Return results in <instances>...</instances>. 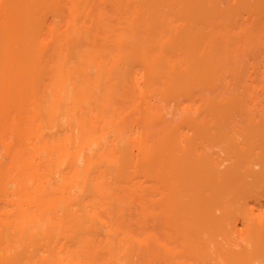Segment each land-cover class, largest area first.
I'll list each match as a JSON object with an SVG mask.
<instances>
[{"label":"bare ground","instance_id":"1","mask_svg":"<svg viewBox=\"0 0 264 264\" xmlns=\"http://www.w3.org/2000/svg\"><path fill=\"white\" fill-rule=\"evenodd\" d=\"M0 264H264V0H0Z\"/></svg>","mask_w":264,"mask_h":264}]
</instances>
